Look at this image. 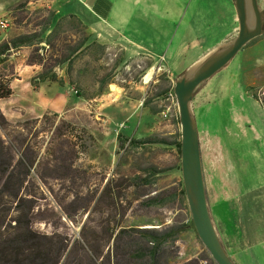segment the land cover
<instances>
[{
  "label": "rangeland",
  "instance_id": "374dc122",
  "mask_svg": "<svg viewBox=\"0 0 264 264\" xmlns=\"http://www.w3.org/2000/svg\"><path fill=\"white\" fill-rule=\"evenodd\" d=\"M55 9L56 0H0V21L8 23V29L0 31L12 38L38 32L49 17L51 26L62 17L61 13L54 14ZM71 25L69 22L61 26L57 36L50 39V46L38 45V55L45 60V69L88 35L83 28ZM91 41L94 40L91 38L86 44ZM34 55L37 54L32 49L22 48L19 57L10 59L9 67L22 65L16 74L12 73V79H17L14 88L25 84L30 75L35 77L42 71L40 66L28 65L29 57ZM73 60L69 77L82 87L81 97L75 94L77 86L68 83L67 64L54 67L65 83L60 93L70 97L72 107L58 113L47 110L33 118L19 114L17 99L13 102L15 105L8 104L12 108L8 126L0 128V264L4 259H9V264L15 260V253L2 254L1 250L11 241L20 245L21 249L16 252L20 254L18 257H34L35 252L44 250L39 257L48 256L52 264H135L138 262L132 260L131 255L142 242L133 235L132 229L161 231L168 227H182V230L174 243L168 242L162 247L161 264H185L210 257L194 229L187 226L190 214L185 196L182 198L179 194L180 155L172 144L180 139L178 110L177 105L166 100L175 82L189 70L182 71L170 83L160 76L161 70L148 66L146 59L122 64L120 51L109 46L98 55L81 51ZM150 70L151 76L145 81ZM32 71L37 73L32 74ZM226 71L225 68L196 89L194 109L208 92L207 87L219 88ZM2 74L7 71L0 70ZM104 77H108L109 84L102 94L95 96L98 81ZM117 88L127 97H142L146 109L136 111L138 120L144 118V112L152 113L153 108L160 111L158 122L162 130L146 139L163 143L134 146L122 136L120 145L116 137L121 135L122 128L115 125L122 120L114 107L122 99L114 100V95L106 97L110 90L111 94L117 92ZM160 91H163L161 100L153 101ZM249 91L252 97H257L259 108L264 109V90L252 87ZM15 96H20L19 90L15 91ZM89 96L95 101L87 103L85 98ZM102 104H105L103 108ZM167 109L169 112L164 118L162 112ZM107 114L109 121L104 122ZM226 119H220L219 123L228 137L226 126L232 119L229 118L227 124ZM203 134L200 133L202 144L206 143ZM207 138L212 139L209 135ZM252 145L255 148L243 159L242 165H209L208 152L203 150L204 181L212 218L216 219L217 202L212 199V190L217 169L224 177L217 184L237 203L240 215L245 205L264 200V157L259 146ZM5 169H9L6 176L2 174ZM151 171L156 173L152 175ZM137 176L147 179L148 184L142 182L134 186L132 180ZM156 195L163 197L166 204L146 203ZM120 229L125 234L118 235ZM216 230L223 242L228 241L227 250H235L230 254L238 264H256L254 255L264 252V246H255V252L250 254L248 245L243 242H248V238L240 242L231 229ZM20 235L26 236V243L21 241Z\"/></svg>",
  "mask_w": 264,
  "mask_h": 264
},
{
  "label": "crops",
  "instance_id": "0c3cea01",
  "mask_svg": "<svg viewBox=\"0 0 264 264\" xmlns=\"http://www.w3.org/2000/svg\"><path fill=\"white\" fill-rule=\"evenodd\" d=\"M257 2L260 10L264 11V0ZM55 10L56 15L61 13L62 17L75 18L95 42L118 49L122 64L146 59L150 67L161 70L160 76L170 83L182 71L193 69L204 58L225 47L238 32L234 0H56ZM11 38L0 31V43ZM21 49L5 63L8 77H11L12 96L0 100V112L4 118L8 121L12 112L9 105H15V99L19 114L33 118L42 116L47 110L58 113L72 107L69 105L70 97L60 93V87L56 84L45 82L34 89L29 82L33 75L26 79L25 84L13 87L17 79H12V73L16 74L22 65L9 67L7 64L10 59L20 56ZM230 62L225 67L227 71L218 84L219 88L207 87L208 92L195 109L192 104L197 101H194L193 95L190 105L198 131L203 178L204 151L208 152L209 165L217 167L244 164L243 159L255 148L253 143L259 146L264 157V109L259 108L257 99L249 91L252 87L264 90V34L248 42ZM225 68L216 74H221ZM35 73L37 71H32V74ZM117 89L114 94L109 89L106 97L114 95V100L122 99L114 107L122 120L115 125L122 128L121 136H125L129 142L144 140L162 130L158 122L161 115L158 109L153 108L149 114L144 112V118L138 120L136 111L146 109L142 97H127L121 88ZM16 90H19V97L15 96ZM162 93H156L153 101H160ZM101 99L105 98L101 96ZM85 101L90 103L95 100ZM104 106L101 105L102 108ZM222 118H227L226 124L229 118L232 119L231 123L225 125L228 137L220 129L219 121ZM106 121H109V115ZM200 133H204V144ZM217 171L212 190V199L217 202L216 219L211 217L213 225L215 229H231L240 242L248 238V242H243L252 254L255 246H264V200L245 205L246 209L240 215L237 203L224 187L217 184L224 179L222 173ZM205 194L209 206L206 187ZM219 240L229 258L238 264L230 254L235 250L226 248L228 241L223 242L220 237ZM254 256L257 257L256 264H264V252Z\"/></svg>",
  "mask_w": 264,
  "mask_h": 264
},
{
  "label": "water",
  "instance_id": "95a60500",
  "mask_svg": "<svg viewBox=\"0 0 264 264\" xmlns=\"http://www.w3.org/2000/svg\"><path fill=\"white\" fill-rule=\"evenodd\" d=\"M238 21L236 37L178 79L173 88L180 124V171L190 219L197 238L215 264H234L213 225L205 194L198 131L191 111L196 89L225 68L251 40L264 34V11L257 0H234Z\"/></svg>",
  "mask_w": 264,
  "mask_h": 264
},
{
  "label": "trees",
  "instance_id": "16d2710c",
  "mask_svg": "<svg viewBox=\"0 0 264 264\" xmlns=\"http://www.w3.org/2000/svg\"><path fill=\"white\" fill-rule=\"evenodd\" d=\"M52 14V13H51ZM50 14V16H51ZM53 15V14H52ZM51 17L47 19V22L45 23L44 26L38 31L30 34H23V35H18L15 36L11 39L4 40L0 43V64L1 66V71H6L5 63L9 59V57L13 54H15L19 49L21 48H30L32 49V52L36 53L37 55H34L32 57H29L27 63L30 66L37 65L42 67V71L37 74V76L32 77L30 79V85L36 89L38 88V85L41 83H53L56 84L58 87L63 88L64 86V80L57 75V73L54 71V67H61L64 64H67V68L65 69L66 75H67V80L70 85H76L77 89L75 90V94L78 97H81L82 95L80 92L81 86L76 84L71 77H69V73L71 70V66L73 64V58L81 52H94L95 54H102L104 50L106 49L105 45H101L95 41H91L88 45L86 44L90 38L89 35L85 37L78 45L75 47H72L71 49H68V53L65 55H61L58 59L53 60L54 64H52L49 68L45 69V63L44 59L38 55V45L41 43H45L47 46H50V39L53 37L57 36L59 33V30L61 29V26H63L65 23H71L72 28H85L81 26V24L76 21L75 18L68 16V17H62L60 18L53 26H51ZM51 60V59H50ZM116 66H118V63H116ZM150 66V63L148 64ZM10 81L11 77H8L7 74H2L0 75V100H6L12 96V90L10 88ZM109 84L108 77H104L100 81H98L97 85V92L95 96L102 94L103 88ZM255 99L257 98L256 96H253ZM94 97H86L85 99H93ZM178 120V118H177ZM179 122V120H178ZM8 126V121L4 118V116L0 112V128H5ZM116 139L120 143V145L123 144L122 139L123 137L121 135H117ZM131 145H145V144H156V143H163L162 141H158L157 139H144V140H131L129 142ZM177 151V154L180 155V139L178 138L177 141L172 143ZM8 168H11V165L9 164ZM9 170V169H8ZM7 169L2 171V174L4 176L7 175L8 172ZM152 175L153 172L151 171ZM156 173V172H155ZM9 176V173H8ZM134 186H139L142 182L148 184L147 179H142L141 177L137 176L132 180ZM181 183V190L179 192L180 196L184 198V190L182 187ZM15 197V194H11V197ZM149 205H165L166 200L159 196L156 195L146 202ZM188 227L193 229V225L191 222V219L188 218ZM133 235L135 234L139 240H141L142 245L140 247H137V249L134 250L132 256V260L136 259L135 264H161L160 263V252L161 249L164 245H166L168 242H175V237L176 235L182 230V227L180 228H174V227H168L164 230L159 231L158 229H132ZM125 234V232L120 229L118 231V235ZM21 241L26 243V236H22ZM2 247V246H1ZM20 245L16 242H9V245H6L5 247H2L1 250H3L2 254L5 253V251L8 252H13L15 253V260L13 261L12 264H52L51 259L47 256V258H40L41 253H44V250L37 251L34 254V257H18L20 254H17L20 250ZM4 259V258H3ZM37 261L38 263H36ZM201 261H205L206 264H215L210 257H207V259H202V258H197L194 260H191L185 264H200ZM9 264V259H4L2 261V264Z\"/></svg>",
  "mask_w": 264,
  "mask_h": 264
},
{
  "label": "built area",
  "instance_id": "2783aa9c",
  "mask_svg": "<svg viewBox=\"0 0 264 264\" xmlns=\"http://www.w3.org/2000/svg\"><path fill=\"white\" fill-rule=\"evenodd\" d=\"M8 29V23L6 21H0V30H7ZM161 60H163L161 58ZM167 101H170L171 103H173L175 106H176V100H175V96L173 94V91L172 89L167 93V98H166ZM169 110H165L162 112V115L164 118L167 117V114H168Z\"/></svg>",
  "mask_w": 264,
  "mask_h": 264
},
{
  "label": "bare ground",
  "instance_id": "6f19581e",
  "mask_svg": "<svg viewBox=\"0 0 264 264\" xmlns=\"http://www.w3.org/2000/svg\"><path fill=\"white\" fill-rule=\"evenodd\" d=\"M151 70L146 74V76H145V78H144V80L145 81H148L149 80V78H150V76H151Z\"/></svg>",
  "mask_w": 264,
  "mask_h": 264
}]
</instances>
